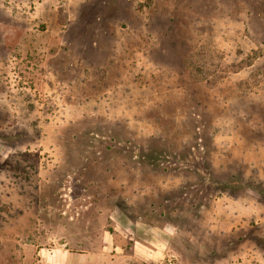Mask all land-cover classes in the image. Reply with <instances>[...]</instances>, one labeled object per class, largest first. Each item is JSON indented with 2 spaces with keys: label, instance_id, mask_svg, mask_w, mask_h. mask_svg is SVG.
Here are the masks:
<instances>
[{
  "label": "rangeland",
  "instance_id": "374dc122",
  "mask_svg": "<svg viewBox=\"0 0 264 264\" xmlns=\"http://www.w3.org/2000/svg\"><path fill=\"white\" fill-rule=\"evenodd\" d=\"M0 264H264V0H0Z\"/></svg>",
  "mask_w": 264,
  "mask_h": 264
}]
</instances>
